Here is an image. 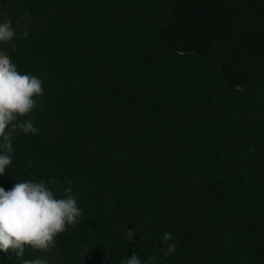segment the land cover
I'll return each instance as SVG.
<instances>
[{
  "label": "trees",
  "instance_id": "16d2710c",
  "mask_svg": "<svg viewBox=\"0 0 264 264\" xmlns=\"http://www.w3.org/2000/svg\"><path fill=\"white\" fill-rule=\"evenodd\" d=\"M0 24L44 88L0 187L67 178L83 210L0 264H264V0H0Z\"/></svg>",
  "mask_w": 264,
  "mask_h": 264
},
{
  "label": "clouds",
  "instance_id": "9594fccd",
  "mask_svg": "<svg viewBox=\"0 0 264 264\" xmlns=\"http://www.w3.org/2000/svg\"><path fill=\"white\" fill-rule=\"evenodd\" d=\"M15 39L12 25L0 24V48L10 45L14 48ZM43 95L41 78L21 73L13 60L0 55V177L8 173L13 163L12 133L39 134L27 117ZM55 183L54 177L46 181L33 176L16 182L10 190L0 187V252L11 251L17 258L24 257L26 250L47 254L55 247L59 235L80 222L83 210L73 192V182L66 178L69 186L60 196L49 187ZM127 235L132 241L137 233L127 231ZM162 239L166 246L162 256L167 259L175 254L177 241L170 232H165ZM24 264H50V259L47 255L32 256ZM121 264H159V261L152 256L145 262L133 252Z\"/></svg>",
  "mask_w": 264,
  "mask_h": 264
}]
</instances>
